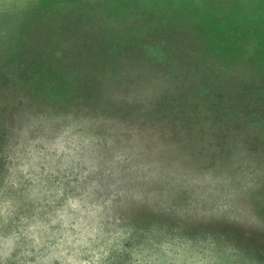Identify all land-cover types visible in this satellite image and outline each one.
I'll list each match as a JSON object with an SVG mask.
<instances>
[{"label": "rangeland", "instance_id": "rangeland-1", "mask_svg": "<svg viewBox=\"0 0 264 264\" xmlns=\"http://www.w3.org/2000/svg\"><path fill=\"white\" fill-rule=\"evenodd\" d=\"M0 264H264V0H0Z\"/></svg>", "mask_w": 264, "mask_h": 264}]
</instances>
